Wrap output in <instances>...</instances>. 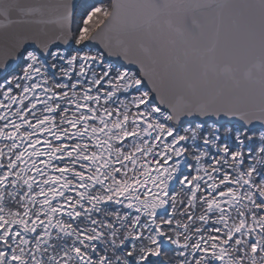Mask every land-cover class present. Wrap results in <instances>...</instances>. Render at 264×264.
<instances>
[{
    "label": "snow or ice",
    "instance_id": "1",
    "mask_svg": "<svg viewBox=\"0 0 264 264\" xmlns=\"http://www.w3.org/2000/svg\"><path fill=\"white\" fill-rule=\"evenodd\" d=\"M0 40V264H264V0H0Z\"/></svg>",
    "mask_w": 264,
    "mask_h": 264
},
{
    "label": "water",
    "instance_id": "2",
    "mask_svg": "<svg viewBox=\"0 0 264 264\" xmlns=\"http://www.w3.org/2000/svg\"><path fill=\"white\" fill-rule=\"evenodd\" d=\"M81 1L82 0H74V3L78 6ZM101 28H103V25H101ZM153 32L154 34H157V40L153 41L151 39H145L144 43L155 49L166 47V41L170 39L167 36V26L162 25L158 30L154 28ZM101 37L109 39L114 47H119L122 42L126 43L129 40L127 34L122 30L121 26L115 23L111 26V30L105 29L101 33ZM174 38L176 40L181 39L179 35H176ZM94 43L96 46H100L98 42ZM5 58H7L9 61L12 59L11 54L5 49L3 45V40H0V60ZM109 59L113 62L126 63V61H124L121 56H111ZM132 67L135 70L136 66ZM174 70L179 73L181 68L179 65H175ZM199 95V89L195 87H189L187 82H184L182 86L176 87L172 90L166 89V99L171 102H177L181 98L195 102L199 98Z\"/></svg>",
    "mask_w": 264,
    "mask_h": 264
},
{
    "label": "rangeland",
    "instance_id": "3",
    "mask_svg": "<svg viewBox=\"0 0 264 264\" xmlns=\"http://www.w3.org/2000/svg\"><path fill=\"white\" fill-rule=\"evenodd\" d=\"M106 2H109V3H110V2H111V0H106Z\"/></svg>",
    "mask_w": 264,
    "mask_h": 264
},
{
    "label": "trees",
    "instance_id": "4",
    "mask_svg": "<svg viewBox=\"0 0 264 264\" xmlns=\"http://www.w3.org/2000/svg\"><path fill=\"white\" fill-rule=\"evenodd\" d=\"M81 3H82V2H81ZM81 3H80V4H81Z\"/></svg>",
    "mask_w": 264,
    "mask_h": 264
}]
</instances>
